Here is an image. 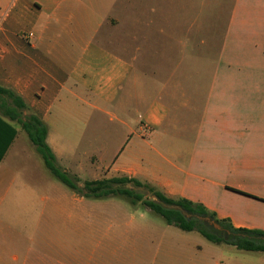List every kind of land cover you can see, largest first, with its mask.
Listing matches in <instances>:
<instances>
[{"label":"crops","instance_id":"obj_1","mask_svg":"<svg viewBox=\"0 0 264 264\" xmlns=\"http://www.w3.org/2000/svg\"><path fill=\"white\" fill-rule=\"evenodd\" d=\"M190 4L0 0V86L47 124L56 159L67 129L58 114L85 116L86 125L109 116L129 133L105 179L144 180L236 228L264 231V0H221L206 94L204 38L195 49ZM26 146L18 131L0 173ZM3 207L21 215L0 219V264H65V237L44 217L48 205Z\"/></svg>","mask_w":264,"mask_h":264},{"label":"rangeland","instance_id":"obj_2","mask_svg":"<svg viewBox=\"0 0 264 264\" xmlns=\"http://www.w3.org/2000/svg\"><path fill=\"white\" fill-rule=\"evenodd\" d=\"M189 1L195 49L202 47L204 38L206 94L217 59L212 41L216 38V17L221 0ZM186 25H189L188 20ZM207 42H210L208 46ZM77 109L83 110L84 107L78 106ZM58 116L64 118L67 129L61 145L53 146L57 154L56 165L82 188L87 181L103 180L108 174H115L111 167L123 150L124 141L121 140L128 135V130L117 126L105 115L95 114L89 125L85 123V116L78 117L73 113ZM76 128L85 133L83 141L75 136ZM106 128L110 131L108 136ZM91 133H95L93 144L88 139ZM146 135L150 138V133ZM19 138L27 140L26 148L18 153L19 158L15 161L8 159L4 169L6 173H0V179L7 175V182L2 185L0 193V219L19 218L21 215L16 210L6 211L3 205L8 203L48 205L43 212L44 217L50 224L57 223L59 233L65 237V264H264L263 252L239 250L226 243H211L197 231L186 232L168 225L162 216L141 202L133 204L119 196L94 199L77 194L51 174L21 128ZM0 170H3L2 163ZM125 187L154 199L144 188L131 184ZM6 188L9 191L5 192ZM161 204L167 209L181 210ZM181 211L189 220L196 218L210 231L231 240V233L224 231L213 219H200ZM25 213V217L33 221L41 211Z\"/></svg>","mask_w":264,"mask_h":264},{"label":"trees","instance_id":"obj_3","mask_svg":"<svg viewBox=\"0 0 264 264\" xmlns=\"http://www.w3.org/2000/svg\"><path fill=\"white\" fill-rule=\"evenodd\" d=\"M19 128L26 132L30 142L36 147L38 153L44 159L46 167L51 174L72 189L77 194H83L87 198L106 199L109 197H123L133 204L141 202L152 211L162 216L166 223L175 226L182 231H197L204 238L214 244L226 243L235 246L239 250L264 253V237L262 230H248L236 228L228 219H220L217 214L210 211L202 204L194 203L183 198H171L148 182L136 178L115 177L110 179L87 181L84 187L71 179L56 165V157L47 143L48 126L40 119L25 100L15 91L0 86V161L4 159L12 143L18 135ZM133 185L146 189L154 199H149L132 189L125 187ZM86 191V193H84ZM161 203L178 207L192 216L208 217L217 222L224 231L230 232L231 240H226L207 229L196 218L189 220L181 210L167 209ZM245 235L246 237H243ZM249 236L253 238H249Z\"/></svg>","mask_w":264,"mask_h":264},{"label":"water","instance_id":"obj_4","mask_svg":"<svg viewBox=\"0 0 264 264\" xmlns=\"http://www.w3.org/2000/svg\"><path fill=\"white\" fill-rule=\"evenodd\" d=\"M199 218H200V219H204L203 217H200V216H199ZM245 237H246V236H245ZM249 238H253V237H249ZM258 239L264 240V237H259Z\"/></svg>","mask_w":264,"mask_h":264},{"label":"flooded vegetation","instance_id":"obj_5","mask_svg":"<svg viewBox=\"0 0 264 264\" xmlns=\"http://www.w3.org/2000/svg\"><path fill=\"white\" fill-rule=\"evenodd\" d=\"M228 235H229V233L226 234V236H228ZM231 235H232V236H235V235H233V234H231ZM243 237H245V235H243ZM249 237H251V236H249Z\"/></svg>","mask_w":264,"mask_h":264}]
</instances>
